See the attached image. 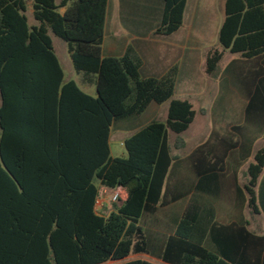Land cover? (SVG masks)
<instances>
[{"label": "trees", "instance_id": "obj_1", "mask_svg": "<svg viewBox=\"0 0 264 264\" xmlns=\"http://www.w3.org/2000/svg\"><path fill=\"white\" fill-rule=\"evenodd\" d=\"M108 1L0 0V264H105L133 254L168 264H230L229 255L210 250L204 233L197 234L194 195L209 192L208 173L198 174L203 179L194 186L191 175L177 172L170 133L186 132L195 119L190 101L173 98L178 69L142 78L131 47L122 57H103ZM186 2L163 0L155 35L181 28ZM52 35L67 43L80 82L96 96L65 81ZM219 43L222 50L206 55L211 76L226 51L243 59L264 55V0H226ZM253 97L251 113L258 93ZM166 102V121L131 134L126 157H113V123ZM263 169L264 147L247 171L253 214L259 212L255 188ZM118 188L126 198L109 212L97 210L103 190ZM188 197L167 235L155 238L144 228L145 216Z\"/></svg>", "mask_w": 264, "mask_h": 264}, {"label": "crops", "instance_id": "obj_2", "mask_svg": "<svg viewBox=\"0 0 264 264\" xmlns=\"http://www.w3.org/2000/svg\"><path fill=\"white\" fill-rule=\"evenodd\" d=\"M225 2L187 0L181 28L171 35L161 36L155 35V31L162 21L163 0H109L102 56L122 57L131 47L141 62L142 78H160L171 68L177 67L175 91L181 89V93L189 98L180 100L190 101L195 111V119L186 132L180 135L171 132L169 136L173 153L179 159L177 172L191 175L194 186L203 179L199 177L203 172L208 173L210 178L204 183L209 192L199 191L194 195L195 218L199 223L197 234L202 238L204 233L205 245L210 250L229 255L232 259L229 260L230 264H263L264 169L255 188L257 214L251 213L245 186L254 154L264 147V55L243 59L226 51L219 71L212 76L207 74L208 51L222 50L219 31L225 19ZM64 11L62 9L61 13ZM52 41L58 57L53 38ZM228 54L231 57L221 67ZM65 81H74L83 92L96 96L93 87L80 82V75L73 78L65 75ZM255 92L258 93V105L256 112L251 113L249 105L255 101ZM158 110L155 108L154 113ZM137 118L131 116L115 121L110 139L119 132L124 146L126 138L155 121L142 125ZM193 125L194 129L191 130ZM172 135L176 136V140L173 141ZM177 140L179 143L175 145ZM114 193L123 194L122 200L127 195L122 188L103 190L97 210L109 212ZM188 200L189 197L177 200L145 216L144 228L149 229L155 238L167 235L181 217ZM244 230L249 236L245 235ZM134 260L168 264L148 254H133L125 261L110 260L105 264Z\"/></svg>", "mask_w": 264, "mask_h": 264}, {"label": "rangeland", "instance_id": "obj_3", "mask_svg": "<svg viewBox=\"0 0 264 264\" xmlns=\"http://www.w3.org/2000/svg\"><path fill=\"white\" fill-rule=\"evenodd\" d=\"M30 15V22L34 23L31 13ZM52 38L54 40L55 43V47L57 50V54L60 60V63L62 65V68L64 70V73L66 75L67 78H73L76 75H79L76 70L73 67L72 61L70 59L69 53H68V49H67V43L65 41H63L62 39L56 37L55 35H52ZM218 47H220L219 43L217 42ZM231 57L230 54H228L224 61L222 62V66L223 67L228 58ZM221 69V68H220ZM174 99H187L189 97H186L185 95H183L181 93V89H176L174 96ZM153 106L148 110V112L146 114H143L142 116H138V118L136 119L137 122L141 123L142 125L147 124L148 122H150L151 120H156V121H165L166 120V115H167V110H168V106H169V102H166L162 105H157L156 104H152ZM159 107V108H157ZM156 109H159L158 112L154 113ZM119 125V124H117ZM117 127V126H116ZM194 129V125L192 126L191 130ZM172 139L173 141L176 140V136L172 135ZM122 134L119 132H116L114 135H112L111 139H110V145H111V152H112V156L113 157H125L126 156V150L122 144ZM120 195V199H122L123 194H119ZM113 204V202H112ZM114 204H119L118 202L114 203ZM108 264H112V263H108Z\"/></svg>", "mask_w": 264, "mask_h": 264}, {"label": "built area", "instance_id": "obj_4", "mask_svg": "<svg viewBox=\"0 0 264 264\" xmlns=\"http://www.w3.org/2000/svg\"><path fill=\"white\" fill-rule=\"evenodd\" d=\"M119 199H120V195H119L118 193H114V194L111 196V201H112L113 203L118 202ZM98 202H99V201H98ZM98 202H97V205H98Z\"/></svg>", "mask_w": 264, "mask_h": 264}]
</instances>
